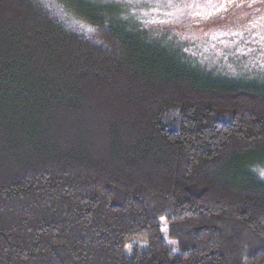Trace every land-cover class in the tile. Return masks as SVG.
<instances>
[{
  "label": "trees",
  "instance_id": "obj_1",
  "mask_svg": "<svg viewBox=\"0 0 264 264\" xmlns=\"http://www.w3.org/2000/svg\"><path fill=\"white\" fill-rule=\"evenodd\" d=\"M196 20L0 0V264H264V78Z\"/></svg>",
  "mask_w": 264,
  "mask_h": 264
},
{
  "label": "rangeland",
  "instance_id": "obj_2",
  "mask_svg": "<svg viewBox=\"0 0 264 264\" xmlns=\"http://www.w3.org/2000/svg\"><path fill=\"white\" fill-rule=\"evenodd\" d=\"M108 1L150 23L169 21L184 26L186 23L191 25L194 17L203 24L191 26V30L188 26L179 29L192 42V49L201 61L217 69L224 68L243 75L246 72L250 76L264 78V0H242L237 4L238 9L225 17L214 18V21L209 16L234 0ZM256 172L264 179L261 175L264 163L256 167ZM164 233L167 239L166 227Z\"/></svg>",
  "mask_w": 264,
  "mask_h": 264
},
{
  "label": "snow or ice",
  "instance_id": "obj_3",
  "mask_svg": "<svg viewBox=\"0 0 264 264\" xmlns=\"http://www.w3.org/2000/svg\"><path fill=\"white\" fill-rule=\"evenodd\" d=\"M105 2H108V0H105ZM261 175H264V172H262Z\"/></svg>",
  "mask_w": 264,
  "mask_h": 264
},
{
  "label": "flooded vegetation",
  "instance_id": "obj_4",
  "mask_svg": "<svg viewBox=\"0 0 264 264\" xmlns=\"http://www.w3.org/2000/svg\"><path fill=\"white\" fill-rule=\"evenodd\" d=\"M234 1H237V0H234ZM240 1H242V0H240ZM233 2V1H232ZM230 4V3H229Z\"/></svg>",
  "mask_w": 264,
  "mask_h": 264
}]
</instances>
